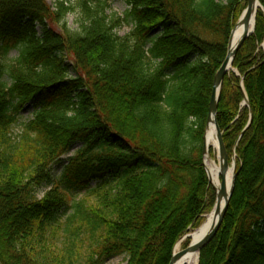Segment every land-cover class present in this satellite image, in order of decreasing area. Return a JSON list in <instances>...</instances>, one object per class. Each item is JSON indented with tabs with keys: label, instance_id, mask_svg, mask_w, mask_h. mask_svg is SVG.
Segmentation results:
<instances>
[{
	"label": "trees",
	"instance_id": "trees-1",
	"mask_svg": "<svg viewBox=\"0 0 264 264\" xmlns=\"http://www.w3.org/2000/svg\"><path fill=\"white\" fill-rule=\"evenodd\" d=\"M126 1L134 31L120 37L106 0H80L81 32L66 33L54 28L67 15L61 4L55 18L48 0H0V264H106L121 256L170 264L178 241L214 208L206 125L246 0ZM260 2L255 32L233 62L238 76L230 72L221 91L217 122L238 168L199 264H264ZM18 45L20 57L7 64ZM28 104L33 119L15 140ZM78 144L55 183L53 167ZM77 191L87 192L80 202Z\"/></svg>",
	"mask_w": 264,
	"mask_h": 264
},
{
	"label": "water",
	"instance_id": "water-1",
	"mask_svg": "<svg viewBox=\"0 0 264 264\" xmlns=\"http://www.w3.org/2000/svg\"><path fill=\"white\" fill-rule=\"evenodd\" d=\"M256 5H259V8H263L260 3V0H247V7L244 10L238 23L235 25V27L233 28L231 32L229 46H228V54H227V57L224 63L222 64L221 68L219 69L215 77L213 93H212V98L210 102L209 117L207 121V133L210 127L214 126L216 140H217V144L214 147H216L218 150V161H219V168H220L219 174L222 179V182L218 187L213 185L215 193H216V203L210 215L215 216L216 221L213 227L209 231L205 232L201 236V238L197 240L194 244H191L187 249L183 250V252H180L179 254L174 253L170 264H175V262L178 259L183 257L188 252H198L200 254L201 250L214 239V237L216 236L217 232L219 231L223 223L224 217L226 215V212L229 206V202L233 194L237 165L235 162V156L233 158L234 162L232 163V165H230L227 150H226V147L223 141V133L217 122V113H218V105L220 101L224 79L226 75L229 73V70L232 68L233 61L238 51L241 49L245 41L254 33L256 15L258 11L257 9L254 12ZM252 19H254V28L252 31H250L249 26H250ZM241 27H244V32L242 36L239 38V40L236 43H233L234 34L236 33V30ZM245 104L249 105L247 98L245 100ZM208 151H209V148L205 143L204 149H203L204 156L209 155ZM231 166L234 167V178H233L231 189L228 191L225 178ZM207 174H208V171H207ZM208 179L210 181L209 174H208Z\"/></svg>",
	"mask_w": 264,
	"mask_h": 264
},
{
	"label": "rangeland",
	"instance_id": "rangeland-1",
	"mask_svg": "<svg viewBox=\"0 0 264 264\" xmlns=\"http://www.w3.org/2000/svg\"><path fill=\"white\" fill-rule=\"evenodd\" d=\"M110 4V8L107 11V15L115 20V26H117L116 31L118 32L120 37H126L133 33L134 26L132 24H128L126 20V12L131 8L126 0H106ZM80 0H48V5L50 6L52 12H55V18H58L61 13L57 10L60 7L64 8L67 12L65 20L56 19V23H54V28L59 33H66L67 30L70 32H81V25L84 23L85 17L82 12L81 5L79 4ZM264 48V44H263ZM22 47L18 45L13 51L10 53L7 64L14 63L21 55ZM69 63H72L68 60ZM34 106L32 104H28L21 112L19 122L12 129V138L18 140L23 132L24 125L33 119ZM81 145L78 144L74 147L73 151L68 155L63 157L62 163H59L53 167V176L56 179L55 183L59 181V178L62 174L63 167L69 157H71L78 149H80ZM211 149H213L214 154L211 153ZM217 149L213 148V145L209 147V159L218 162L217 157ZM237 161V160H236ZM205 162V160H204ZM219 164V163H218ZM238 168V167H237ZM237 173V169H236ZM236 179V178H235ZM59 187L63 189V185L59 184ZM95 187V184H92V188ZM50 188L44 187L39 190L37 194L38 199H42L47 192H49ZM87 195L86 191H77L73 194L74 199L77 202H80ZM233 195V194H232ZM212 212V211H211ZM211 212L209 214H211ZM208 214V215H209ZM192 232V231H191ZM190 232V233H191ZM191 241H185L182 243V250H185L190 245ZM175 250V248H174ZM200 263V258H199ZM106 264H127V260L125 257H114L106 262Z\"/></svg>",
	"mask_w": 264,
	"mask_h": 264
},
{
	"label": "bare ground",
	"instance_id": "bare-ground-1",
	"mask_svg": "<svg viewBox=\"0 0 264 264\" xmlns=\"http://www.w3.org/2000/svg\"><path fill=\"white\" fill-rule=\"evenodd\" d=\"M246 7H245V9H246ZM257 9H258L257 14H258L259 10H262L263 8H259V5H256L254 12ZM256 17H257V15H256ZM255 25H256V21H255ZM253 28H254V19H252V21L250 23V26H249L250 31H252ZM243 32H244V27L238 28L236 30V33L234 34V38H233V43H236L239 40V38L242 36ZM230 72H234L238 76V72L233 69V65H232V68L229 70V73ZM218 107H219V105H218ZM34 112H35V109H34ZM33 115H34V113H33ZM216 144H217V140H216L215 128H214V126H211L209 131H208L207 137H206V145L208 147H210L212 145L216 146ZM218 163H219V161L216 162V161L210 160L209 157L205 158V165L207 167L211 183L213 185H215L216 187H218L221 184V177L219 174L220 168H219ZM233 178H234V167L232 166L230 168V170L228 171L226 178H225V182H226V185L228 187V191L231 189V186L233 183ZM215 221H216L215 216L207 214L204 217L203 223L197 229L191 230L192 231V232L190 231L191 233L190 232L187 233L178 241V243L175 246V252L174 253L179 254L180 252H183L182 243L185 241H191V244H194L197 240H199L201 238V236L205 232L209 231L213 227V225L215 224ZM199 258H200V254L198 252H188L183 257L178 259L175 262V264H199Z\"/></svg>",
	"mask_w": 264,
	"mask_h": 264
}]
</instances>
